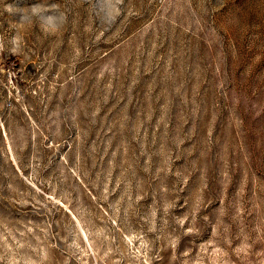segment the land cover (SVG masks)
<instances>
[{
	"label": "rangeland",
	"instance_id": "rangeland-1",
	"mask_svg": "<svg viewBox=\"0 0 264 264\" xmlns=\"http://www.w3.org/2000/svg\"><path fill=\"white\" fill-rule=\"evenodd\" d=\"M0 264H264V0H0Z\"/></svg>",
	"mask_w": 264,
	"mask_h": 264
},
{
	"label": "clouds",
	"instance_id": "clouds-1",
	"mask_svg": "<svg viewBox=\"0 0 264 264\" xmlns=\"http://www.w3.org/2000/svg\"><path fill=\"white\" fill-rule=\"evenodd\" d=\"M41 7L42 6L40 5H36L33 7V16H36L42 26L49 31H58L66 22V16L64 15V13L60 12L56 15L45 16L41 13ZM22 19L31 21L32 17L25 16L22 17Z\"/></svg>",
	"mask_w": 264,
	"mask_h": 264
}]
</instances>
